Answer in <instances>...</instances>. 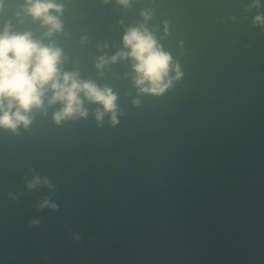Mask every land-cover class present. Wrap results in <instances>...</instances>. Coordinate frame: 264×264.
Returning <instances> with one entry per match:
<instances>
[{"label":"water","instance_id":"water-1","mask_svg":"<svg viewBox=\"0 0 264 264\" xmlns=\"http://www.w3.org/2000/svg\"><path fill=\"white\" fill-rule=\"evenodd\" d=\"M51 2L59 31L0 0V32L59 49V82L115 109L80 92L86 115L57 122L49 84L0 127V264H264V0ZM131 28L171 58L159 94L135 83Z\"/></svg>","mask_w":264,"mask_h":264},{"label":"clouds","instance_id":"clouds-1","mask_svg":"<svg viewBox=\"0 0 264 264\" xmlns=\"http://www.w3.org/2000/svg\"><path fill=\"white\" fill-rule=\"evenodd\" d=\"M120 2L126 4L127 0ZM26 3L28 6L25 11L33 19H40L42 24L50 25V31L60 30L61 24L57 17L49 14L50 10L60 12V6L51 0H26ZM123 43L130 49L127 56L137 62L134 64L138 74L136 85L142 86L147 82L148 87H141V91L163 92L168 87L164 81L169 71L170 56L159 49L155 38L147 30L129 29L123 37ZM60 55L59 49L33 41L30 33L10 34L8 26L0 32V127L15 130L20 123L27 126L30 119L25 113L41 106L44 89L49 84L54 90L51 102H66L63 110L56 114L57 122L74 112L86 115L80 107V92H84L88 99L103 104L105 110L115 109L116 97L110 89L99 90L90 82L81 83L75 74L66 73L61 78L63 83L59 82L57 64ZM118 55L123 57L125 53ZM112 59L115 60V57ZM13 107L15 111H12ZM100 115L98 113V119Z\"/></svg>","mask_w":264,"mask_h":264}]
</instances>
